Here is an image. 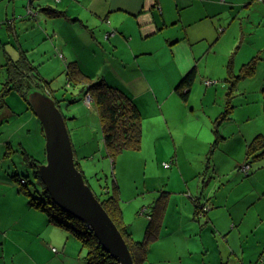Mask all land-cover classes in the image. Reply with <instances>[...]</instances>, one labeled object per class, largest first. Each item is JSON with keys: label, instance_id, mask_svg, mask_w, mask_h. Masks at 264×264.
I'll use <instances>...</instances> for the list:
<instances>
[{"label": "crops", "instance_id": "crops-1", "mask_svg": "<svg viewBox=\"0 0 264 264\" xmlns=\"http://www.w3.org/2000/svg\"><path fill=\"white\" fill-rule=\"evenodd\" d=\"M48 1H32V19L24 21L30 24L27 31L32 34L34 46L20 44L33 64H37V59L43 60L49 40L53 41L48 28L51 19L44 11L50 6ZM244 1L77 0L83 9L71 13L58 6L65 16L51 13V18L60 19L65 26L61 29V33H67L64 47L74 52L70 64L84 70L95 82L96 71L83 65L88 64L86 60L97 59L101 50L108 57V71L123 85L110 83L107 75L98 80L121 88L123 91L118 89L135 102L141 114L149 115L143 121L142 143L137 151L153 147L151 158L162 167L170 160L171 167L160 171L167 179L163 185L158 182L160 174L148 167V160L149 182L145 179L140 187L139 176L137 187H129L130 181L121 185L124 221L136 241H143V236L145 239L148 218L159 193L165 190L160 197L168 196L158 238L149 243L144 264H264V167H255L249 174L241 171L248 144L257 136H264V128L257 124L247 126L252 118L249 114L244 121L233 120L228 127L218 126L213 120L215 114L221 115L223 96L232 86L231 80L239 79L245 66L237 73V56H231L226 66L214 56L218 53L216 45L228 32L231 47L237 43V33L231 30L236 25L243 29L244 22H238L240 16L235 13ZM247 1L254 2V6L259 2ZM263 18L259 19V26L264 24ZM8 21L18 35L17 22ZM79 26L84 28L82 36H78ZM109 32L114 35L106 39ZM52 35L57 36L55 31ZM41 47L43 51L34 59ZM81 50L91 58L85 60ZM209 64L218 70L208 68ZM192 71L196 72L192 87L181 86ZM207 81L214 83L208 85ZM10 95L20 98L26 110L36 117L21 97L9 92L4 105L0 103V108L8 109L0 115L3 123L15 108V103L7 100ZM64 100L60 102L62 108L67 107ZM200 117L206 118V123L199 121ZM66 118L68 125L71 119L68 115ZM3 144L12 147V139L3 142L0 138V145ZM105 154L112 168L115 165L117 175L120 171L123 175L127 164H122L120 158L111 159L106 151ZM75 157L81 170H85L76 151ZM107 159L103 161L104 169ZM16 175L22 176L14 168L0 170V264H81L80 243L31 203L29 186L20 191ZM89 178L98 193L111 190L109 185L102 187L101 178ZM197 204L207 207L202 216H197Z\"/></svg>", "mask_w": 264, "mask_h": 264}, {"label": "rangeland", "instance_id": "rangeland-1", "mask_svg": "<svg viewBox=\"0 0 264 264\" xmlns=\"http://www.w3.org/2000/svg\"><path fill=\"white\" fill-rule=\"evenodd\" d=\"M40 1L41 0H36V4L43 3L45 0L42 2ZM14 2L15 0H0V40L3 42H12L13 44H16L18 40V42H21L23 45L33 47L34 43L31 40L32 34L27 31V29H29L28 25L30 24L22 20V17L27 14L30 15H28V20H31L32 16L30 12L33 10L27 7L29 3L28 0H18L16 3ZM48 3V5L52 6L54 9H57L59 6L61 10H70L71 13L75 10L83 9V6H81L77 0H62L61 4L60 0H49ZM242 3L245 4L238 8L235 15L240 16L238 22H244L243 29L240 30L238 25H236L231 30L235 34L237 33V43L235 46L231 47V33L228 32L226 38L220 39L216 45V51H218V53L214 56L218 57L220 60L222 59L225 66L229 62L231 56H237L238 62H240L237 65V73L243 65L245 66L242 67L241 77L239 79L235 78L231 80L233 82L232 86L227 87L228 90L225 91L223 96L224 104L221 115L219 113L215 114L213 120L218 126L221 125L228 127L231 122L233 123V120L244 121V117L249 114L252 118L250 122H247V126L257 124L259 127L264 128V113H262L264 108V24L259 26V19L264 17V0H259L256 6H254V2L251 3L247 0ZM250 3L252 7L249 9ZM45 15L51 19L48 28L50 29L49 34L53 41L49 40L47 45L49 50H47V54L43 57V60L37 59L43 51L42 47L38 49L39 53L34 59H37L41 76L50 84V90L52 91L51 95L59 100L64 96L67 100L65 104L67 107L64 108V112L65 116L68 115L71 119L67 126L72 144L76 151L77 159L82 168L85 169L83 171H85L87 180H90L89 177H91V179L94 177L93 181H95L99 177L101 178L100 182L102 183V187L106 188V185H109L111 192L114 189V182H116L121 194V185H127L130 181L129 187H137L136 180L139 176L140 187L144 184L145 179L147 182L150 181L146 178L148 160V167H154L155 171L160 174L158 176L161 178L158 182L163 185L167 179L164 177L165 174L160 172L163 169L161 164H157L154 158H151V156H153V147H143V150L135 152L127 151V153H125L126 155L121 153L116 156L115 160L120 158L122 164L124 162L127 164L123 175L121 174V171L118 172L119 175H117L115 165L114 168H112L111 160L107 159L108 157L105 154L102 125L97 111L94 110V107L87 104L88 101L86 103V97L80 94L77 87H67V68L70 64V60H72L74 52L72 48L66 49V47H64V45H66L65 34L67 33H65L64 30H62L63 33H61L63 23L60 19L54 20L51 18V13L46 12ZM8 20H13L15 23L17 22V32L19 30L18 35L13 29H10ZM63 29H65V26ZM77 30L78 36H82L84 28L79 26L77 27ZM54 31L57 36H60L59 39H56L57 36L55 37V35H52ZM12 43L6 46L7 49L5 51L12 55H16L17 57V54L19 53L12 46ZM4 47L5 46L0 45V66L6 62L4 58ZM234 52H237V54ZM81 53L85 55V60L90 57L84 50H81ZM98 53L99 56L97 59H91L89 62L86 60L88 64L85 63L83 67H88L89 69L96 71L95 81L103 77L105 78V75H107L110 83L115 81V83L123 85L120 80H115L117 78L112 77L114 76L112 71H108V68L105 65L108 57L103 55L101 50H99ZM157 54L158 56L161 55L160 52H157ZM16 57L14 59L18 58ZM201 67L203 68V65ZM208 68L218 70L217 68H214L212 64H209ZM4 77L5 73L0 68V90L3 87L2 83H4ZM200 77L201 76H199V79L196 81V85L200 82ZM212 82L214 83V81ZM237 92H240L241 94L236 95L235 93ZM197 94L199 95V93ZM19 99L13 95L8 97V101L15 103V108L9 113V115L7 114L6 118L3 119L5 123L0 120V138L3 142L7 139H12L13 142V146L10 148L4 144L0 145V170L7 169V167L8 169L14 168V170L22 175L23 180L29 183V188L32 192L31 196L41 200L45 199L44 187L40 180L35 178L33 173L35 170L29 166L30 161L28 159L29 157L34 159L36 166L46 162V139L42 130V125L40 121L37 120L38 118L29 113ZM244 101L247 102L243 104ZM7 110L8 109H4V107L0 108V115ZM142 114L144 122L145 118H150L149 115L145 116L143 112ZM198 120L202 123H206L207 119L200 117ZM24 150L26 151L25 153ZM149 151L152 152V155ZM180 152H183V146L180 147ZM6 153L9 154L6 155ZM104 159L108 160L105 169L103 165ZM168 164H170V160L168 161ZM104 170L106 173L102 172ZM143 173H145V176ZM106 178H108L107 184ZM122 179L124 183L121 182ZM89 184L92 186L93 190L97 192L93 182H90ZM19 185L21 186L20 183ZM202 188L204 190L205 187ZM102 191L107 192L105 189H102ZM162 192H165V190L159 193L158 198L161 196ZM164 197L167 199V194L164 195ZM121 201L124 202V199H121ZM152 206L154 208V205ZM169 216H172V212L169 213ZM149 219L150 218H148V220ZM142 239H144V236ZM77 241L80 243L78 249H81V242L79 240ZM82 251L83 253L80 257V262L81 264H86L84 259L86 250L82 249Z\"/></svg>", "mask_w": 264, "mask_h": 264}, {"label": "trees", "instance_id": "trees-1", "mask_svg": "<svg viewBox=\"0 0 264 264\" xmlns=\"http://www.w3.org/2000/svg\"><path fill=\"white\" fill-rule=\"evenodd\" d=\"M28 1L29 3L27 7L32 9L31 5L34 0ZM44 11H47L48 13L54 12V14L59 13L62 16H65V12H60L52 6L46 7ZM28 15L29 14L22 17V20H28ZM31 16L33 15L31 14ZM1 41L2 40H0V45L5 46L3 50L6 62L0 66L5 73V77L3 79L4 83H2L3 87L0 90V103L4 105L8 93L13 92L21 97V99H23V101L30 107L27 103L28 93L33 86H36L39 83L47 93L51 94L49 82L43 79L39 72V66L32 63L29 59L28 52L21 48V44L19 42L16 44L11 42L12 46L19 53V57L17 59H13L10 56V53L5 51L7 49L6 46L11 43ZM67 75V86L69 84L72 87H80L79 92L81 95H84L86 98L87 96L91 97L93 106L95 107L101 120L103 142L107 155L111 159H114L124 151L139 150L142 143L143 116L135 102L121 90L108 84L104 80H97L95 82L91 81L92 77L74 64H70L68 66ZM195 77L196 72H190L182 81L181 86L191 88L195 81ZM62 99H65L64 101L67 102L64 96H62ZM62 99H58V102L63 101ZM25 152L26 151H24V153ZM28 160L30 161L29 166L35 170L33 172L35 177L39 180L35 160L31 157H29ZM77 165L80 170L79 164ZM246 166L250 167L247 171L244 170ZM163 167L166 168L164 165ZM255 167H264V136L262 135L257 136L251 143L248 144L246 150V160L244 166L241 168V171L245 174H249ZM81 172L84 174L83 171ZM14 179L21 184L20 191L26 190L25 188L29 186V183L26 181V184L21 183L23 180L22 176L16 175L14 176ZM85 179L88 183L89 181L86 176ZM95 194L122 233L132 255L134 264H144L147 259L149 243L158 238L159 228L161 225L160 220L163 216L162 214L166 204L165 197H160L154 205L152 215L149 216L150 219L148 220L149 224L146 229L145 239H143V241H136L132 237L130 228L124 221L119 186L116 182H114V189L112 192L109 190L102 193L95 192ZM44 196L45 199L39 200L38 198L30 195L31 203L37 208L45 211L52 224L64 229L72 237L81 242L82 249L86 250L84 257L86 264H119L104 251L95 235L89 228H87V226L69 214L63 212L52 202L47 192ZM204 207L206 206L200 207V205L197 204V216L200 212L207 209V207Z\"/></svg>", "mask_w": 264, "mask_h": 264}, {"label": "water", "instance_id": "water-1", "mask_svg": "<svg viewBox=\"0 0 264 264\" xmlns=\"http://www.w3.org/2000/svg\"><path fill=\"white\" fill-rule=\"evenodd\" d=\"M27 103L40 121L46 139V162L37 166L45 193L63 212L87 226L112 259L119 264H134L122 233L78 169L60 106L40 83L28 93Z\"/></svg>", "mask_w": 264, "mask_h": 264}, {"label": "bare ground", "instance_id": "bare-ground-1", "mask_svg": "<svg viewBox=\"0 0 264 264\" xmlns=\"http://www.w3.org/2000/svg\"><path fill=\"white\" fill-rule=\"evenodd\" d=\"M114 35V32H109V33H107L106 34V39H109L110 38V36H113ZM210 82H212V81H210ZM213 83V82H212ZM69 85V84H68ZM70 86V85H69ZM51 97H53V95H51L50 93H48ZM54 99H55V101L57 102V104L60 106V108H61V110L63 111V113H64V116H65V112H64V108H62L61 107V105H60V102H58V99H56L55 97H53ZM86 103H87V101H86ZM89 106H92V107H94L93 106V103L92 102H88L87 103ZM65 119L67 120V118H66V116H65ZM67 122V121H66ZM78 164V163H77ZM78 166V165H77ZM54 249V248H53ZM54 251V250H53ZM54 252H56V249H55V251Z\"/></svg>", "mask_w": 264, "mask_h": 264}, {"label": "built area", "instance_id": "built-area-1", "mask_svg": "<svg viewBox=\"0 0 264 264\" xmlns=\"http://www.w3.org/2000/svg\"><path fill=\"white\" fill-rule=\"evenodd\" d=\"M206 84L211 85V84H213V83L210 82V81H209V82L207 81ZM86 101H88V102L91 101L89 96H87ZM170 165H171V164H164V166H165L166 168H169ZM249 169H250L249 166H246V167L244 168L245 171H247V170H249ZM21 183H22V184H26V183H25V180H22ZM206 210H207V209H206ZM206 210H203L202 212H200V213H199V216H202V215H203V212L206 211ZM141 214H144V213L141 212ZM53 250L55 251V249H53Z\"/></svg>", "mask_w": 264, "mask_h": 264}, {"label": "clouds", "instance_id": "clouds-1", "mask_svg": "<svg viewBox=\"0 0 264 264\" xmlns=\"http://www.w3.org/2000/svg\"><path fill=\"white\" fill-rule=\"evenodd\" d=\"M90 100H91V97H90ZM90 102H92V100Z\"/></svg>", "mask_w": 264, "mask_h": 264}]
</instances>
